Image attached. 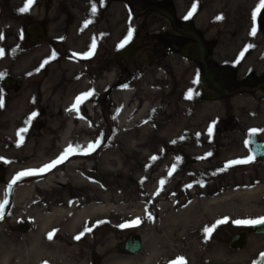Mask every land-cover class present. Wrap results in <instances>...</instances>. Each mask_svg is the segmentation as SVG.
<instances>
[{
	"label": "rangeland",
	"instance_id": "rangeland-1",
	"mask_svg": "<svg viewBox=\"0 0 264 264\" xmlns=\"http://www.w3.org/2000/svg\"><path fill=\"white\" fill-rule=\"evenodd\" d=\"M87 1L94 6L95 0H33L29 10L21 12L26 0H0V10H3L0 76L14 79L10 89H6L0 78L3 101L0 106V176L3 178L0 203L7 200L0 216V249L13 250L7 264H47L36 256L29 260L16 256L20 244L29 242V233L36 225L31 215L25 216L12 208L19 186L26 182L22 178L14 184L11 182L17 174L39 170L61 156L62 150L56 144L47 145L49 138L60 135L64 126V121H54L53 105L62 114L71 113L85 122L76 137H86L88 144L101 141L95 151L84 156V169L79 168L78 172L90 183H95L90 176L99 175L98 185L111 189L113 197L119 199L113 206L125 214L123 224L140 220L138 226L118 229L113 238L105 236L95 243L94 239L79 240L81 243L76 249L82 253H77L74 264H87L93 255L101 259L100 264H109L113 257L138 258L147 250L146 240L152 237L163 240L160 247L166 256L161 264H171L180 257L186 264H258L264 253V235H255L250 231L251 225H237L235 221L264 218V188L249 193L264 184V158L253 157L250 163L218 170L219 164L225 167L231 161L252 156L246 141L253 129L258 135H264V94L258 90L256 77L262 63L258 56L264 39V8H260L255 20L252 15L261 0H198L200 15L207 21L212 19L204 36L208 45L206 60L225 72L226 95L212 101L202 98L201 88L198 90L196 83L192 89L191 73L175 53L140 63L141 74L130 81L126 89L119 90L116 97L112 95L108 87L120 75L116 56L120 43L133 36L139 39L144 33L154 37L162 30L160 24L154 25L153 21L164 24L166 21L153 11L128 21L124 12L128 0L113 3L104 19L94 14L88 16ZM158 1L136 0L137 12ZM167 1H172L173 7L182 11L183 5L195 0ZM13 13L19 17L15 18ZM33 22L44 26V42L28 41L26 29ZM127 23L133 30H130L131 37ZM253 28L255 34H252ZM253 50L254 55L250 54ZM89 52L92 54L84 58ZM248 72L255 78L247 87L243 85V78ZM109 73L112 74L110 79L107 78ZM105 78L107 83L101 84ZM127 91L131 95L128 99L149 103L150 108L140 116L137 125L130 122L120 126L118 105L123 104L120 94ZM89 92L92 95L73 109L77 97ZM189 94L190 99L186 98ZM33 113L36 115L29 122ZM38 119H42V123ZM141 123L143 128H140ZM78 125H74L75 129ZM21 128H27V132L22 134L23 142L18 147L17 133ZM34 140L37 147H49L44 157L42 151L34 150L31 154L26 152V147L22 148L26 142ZM213 166H216L217 176L209 181L207 177ZM173 167L175 170L169 175ZM67 171L64 163H60L31 181H43L48 175ZM73 173L77 172L69 174ZM170 177L199 180L173 185ZM134 179L141 182L135 184ZM252 179L254 184H246ZM161 180L165 181L162 187ZM108 183L111 184L107 186ZM62 191L71 192V186H64ZM40 196L48 205L54 199L52 195ZM191 202H197L194 212L177 214ZM217 211L218 216L212 220V214ZM194 218L200 227L199 236L204 238L206 227L217 225V221L225 222L217 225L202 244L196 243L183 229L154 230L164 223L192 226ZM21 223H26L28 230L14 231ZM104 229L108 232V227ZM237 233H245L247 239L240 251L228 246ZM129 235H137L142 241L138 255L117 252V246ZM48 250L47 247L44 253L49 258L48 264H61L53 262ZM133 262L130 264H135Z\"/></svg>",
	"mask_w": 264,
	"mask_h": 264
},
{
	"label": "bare ground",
	"instance_id": "bare-ground-1",
	"mask_svg": "<svg viewBox=\"0 0 264 264\" xmlns=\"http://www.w3.org/2000/svg\"><path fill=\"white\" fill-rule=\"evenodd\" d=\"M111 75V73L107 74V78L110 79ZM107 78H105V81H102L101 84L107 83ZM109 86L108 90L114 87L112 84ZM118 91L119 90L113 89L111 93L112 95L115 94L116 97L117 93H120ZM122 93L123 94L120 95L123 104L121 106L118 105V108L120 109V126H125L130 122H135V125H137L138 119H141L140 116L148 111L150 105L146 102L128 99L131 96L129 91ZM52 109L54 121L56 123L64 121V126L60 135H55L49 138L47 145L50 147L56 144L57 148L62 150V153L70 144L73 147L79 145L82 149L86 148L88 145L86 137H76L79 128L84 127L85 122L79 120L78 117L71 113H68L67 115L62 114L57 110L56 105H53ZM41 120L42 119H38L40 123H42ZM75 124H79L76 129L74 126ZM141 127H144L142 123L140 124V128ZM148 135L149 133H147V136ZM25 147L26 152L31 154L42 151L43 157L49 152V147H37L36 140L31 141L29 144L26 142L22 148ZM84 156V154H75L68 157V159L63 162L65 169L68 170L66 173L60 175H48L46 179L38 182L31 181L36 179V175L24 176L21 179L26 183L19 186L12 208L13 210L20 211L25 216L31 215V220L36 226L34 230L29 233V242L27 244H20L18 254H16L18 259L26 258L29 260L33 256H36L41 260H45L44 262H48L47 259L49 258L45 257L46 255L44 254L48 247V253L53 262L57 261L61 264H74L73 260L77 258V253L80 255L82 253V251L77 252V249L79 248L78 246L81 243V241L78 242L79 240H83L84 238L88 240L94 239L93 243H95V240L105 236L107 238H113L118 229L121 228L120 226L123 225L125 214L118 212L116 207L113 206V204L119 199L113 197L111 189H107V187H103V185H98L100 183L99 180H101L99 175L95 177L90 176L89 179L95 181V183H90L86 180L83 173L78 172L79 168L84 169L85 164L82 161ZM219 165H221V168L218 171L227 170V168L222 167L224 164ZM214 167L216 166L211 167L209 176L207 177V180L209 181L217 176ZM70 172L77 173L69 174ZM188 180H190V182H198L199 179L194 178V181L191 178L180 180L175 177L171 178L169 181L174 185L178 182L186 183ZM250 181L252 182L246 184H254L253 179ZM140 182L141 180L134 179L135 184H139ZM110 184L111 183H108L107 186ZM113 184L115 185V183ZM66 185L71 186V192L62 191L63 187ZM262 188H264V184L254 187L249 193L252 194ZM43 194L52 195L54 197L49 205L46 203V200L40 196ZM196 203L197 202H193L187 208L178 211L177 214L182 216L188 212H194V210H196ZM218 213V211L214 212L211 219H216ZM195 221L196 218H194L192 226L182 223L179 227L168 224L167 226L164 225V223L159 226V228L156 227L154 230L157 232H163L165 229H170L172 231L183 229L185 233H189L194 238L196 243L202 244L205 242V238L199 236V233L201 232L200 227L195 224ZM106 227H108V232L104 229ZM49 233H53L52 239H48ZM77 236H80V239H75ZM161 241L163 240L160 239V237H152L148 241L146 240V242L149 243L147 250L138 258L113 257L110 259L109 264H130L133 261H135L133 262L135 264H161L163 261L162 259L166 256L161 251ZM12 251L13 250L10 247L6 250L0 249V264H7Z\"/></svg>",
	"mask_w": 264,
	"mask_h": 264
},
{
	"label": "flooded vegetation",
	"instance_id": "flooded-vegetation-1",
	"mask_svg": "<svg viewBox=\"0 0 264 264\" xmlns=\"http://www.w3.org/2000/svg\"><path fill=\"white\" fill-rule=\"evenodd\" d=\"M119 0H95V16L97 18H103L106 14V10L111 7L113 3H118ZM196 5L195 11L193 12V5ZM173 2L170 1L168 3L167 0H159L154 5L146 6L144 7L139 13L137 12V3L136 0H128L127 4L124 5V12L125 16H127L128 21L131 19H134L137 15H142V17L146 14V11H153L159 15V17L166 21V24L160 22L159 20H154L152 24L155 25V23L160 24V29L162 30L160 34H156L154 37H149L147 33H144L141 38L137 39L134 36L127 40H135L141 44L144 45L146 49H148L152 55L155 57H162V56H168L175 53L179 58L186 63L187 69L191 73L190 79L192 80V89L194 88V84L196 83L198 90H200V74L204 67L209 66H216L219 68L222 74L223 83H224V74L225 72L221 69V67H218L215 64H212L211 62H207L206 58L208 57V45L205 43V33L209 30V22L205 17H202L200 15L201 12V4L198 2V0H195L193 3H189L186 5H183L182 11L177 10L175 7H173ZM151 7L157 8L162 10L165 13H162L158 10H152ZM87 8V15L90 16L93 14L92 8L93 5L90 3V1H87L86 3ZM192 12L191 16H189V13ZM104 14V15H103ZM13 15L16 17H19V15ZM3 16V10H0V18L2 19ZM186 17H188L186 19ZM212 18V17H211ZM37 23V22H36ZM125 23V24H124ZM40 24V23H39ZM124 28L126 26V21L124 19L123 22ZM43 31L46 35V31L44 26L41 24ZM128 31L133 30L130 28L129 23H127ZM116 27V26H115ZM24 32V30H22ZM172 34V36L169 37V34ZM27 33V29H26ZM109 33V32H108ZM110 34V33H109ZM135 34V32H134ZM28 35V34H27ZM196 36H198L202 42L205 45V54L203 56V62L199 60L200 51L198 50V40L196 39ZM264 38V35H263ZM29 41V36H28ZM30 42V41H29ZM125 43V42H124ZM124 43H120L124 44ZM119 45V48H120ZM118 48V49H119ZM255 54L254 50L250 52V54ZM263 53V54H262ZM118 71L119 76L117 79H115L113 86L108 91L111 93V91L114 90H122L126 89V87L129 85V82L135 79L137 76L141 74V70L143 69L142 66H139L140 62L139 60L133 61L130 64H126L124 61H121L118 58ZM247 57V53L245 55V58ZM259 59L262 61L259 72L256 75L257 77V85L258 90L263 92L264 94V39L262 40V46H259ZM203 67V68H202ZM166 70H169L166 68ZM254 75L251 73H246V75L243 78V85L249 86L254 81ZM12 86V85H11ZM107 91V92H108ZM224 131V130H222ZM250 136V135H249ZM248 136V138H249ZM258 141L264 142V135H258ZM248 143V139H247ZM251 151V148H250ZM262 157L261 159H263ZM20 225H17L15 227L16 232H20L19 228ZM14 233V232H13ZM97 259L98 263H101V259L97 257L96 255H93V257L90 258V261H87V264H94V259ZM48 264V262H46Z\"/></svg>",
	"mask_w": 264,
	"mask_h": 264
},
{
	"label": "water",
	"instance_id": "water-1",
	"mask_svg": "<svg viewBox=\"0 0 264 264\" xmlns=\"http://www.w3.org/2000/svg\"><path fill=\"white\" fill-rule=\"evenodd\" d=\"M152 10H158L162 13V10L151 7ZM166 14V13H165ZM27 33L30 35L31 42H42L45 40L44 31L42 26L34 23L28 29ZM198 40V50L200 51L199 60L203 62V55L205 54V45L202 40L196 36ZM118 58L124 61L126 64H130L133 61L139 60L144 62H151L154 60V56L151 55L148 49L136 41H131L120 47L118 50ZM3 84L9 88L12 84L11 78H3ZM200 85L202 89V98L207 101L219 99L226 95L224 92L223 80L220 70L215 66L206 67L202 70L200 75ZM251 146V152L255 158H261L264 156V142H259L256 135H250L248 140ZM3 182L2 175L0 176V183ZM26 224H22L19 231H26ZM251 232L255 235H264V224L252 225ZM246 234L237 233L234 234L228 242L230 249L234 251H240L246 244ZM141 239L137 235H129L124 243H121L117 247L118 253L127 255H137L141 250ZM94 264H99L95 258ZM258 264H264V259H261Z\"/></svg>",
	"mask_w": 264,
	"mask_h": 264
},
{
	"label": "snow or ice",
	"instance_id": "snow-or-ice-1",
	"mask_svg": "<svg viewBox=\"0 0 264 264\" xmlns=\"http://www.w3.org/2000/svg\"><path fill=\"white\" fill-rule=\"evenodd\" d=\"M33 3V0H26L25 2V5L23 8L20 9L21 12H27L30 8V6L32 5ZM195 8H196V5L194 4L193 5V9L192 11L194 12L195 11ZM260 8H264V0H261V5L259 8H257L256 11L253 12V19L255 20L256 18V15H257V12H259ZM92 12L93 14H95L96 12V8L95 6H93L92 8ZM192 12L189 13V16H191ZM188 17H186L187 19ZM221 17H217V19H220ZM85 27H87V23L85 24ZM255 28H253L252 30V34H255ZM129 37H131V31L129 32ZM2 38V37H0ZM127 41H125L126 43ZM120 47H123V44L120 45ZM92 48L94 49L95 48V41H93V44H92ZM3 53L0 52V55H2ZM92 53L89 52L88 54H86L84 56V58H88V56H90ZM75 55V54H74ZM243 55V53H241V56ZM0 78H2V76H0ZM92 95L91 92L89 93H85L83 94L81 97H77L76 99V102L75 104L73 105V109H76L78 107V105L84 100L86 99L88 96ZM186 98H191V94H189ZM3 104V101H2V97H0V106H2ZM36 115V113H33L32 116L29 118V122L31 121L32 118H34ZM209 135L212 134V129L211 127L209 128ZM27 132V128H21L18 133H17V136L19 137V140H18V143H17V146L19 147L20 146V143L23 142V133ZM257 134V130L253 129L249 135H256ZM100 143L101 141L98 139L95 143H90L87 145L86 148H81L79 145L73 147L71 144L64 150V152L61 154V156L52 161L50 164H47L45 165L43 168L39 169V170H27V171H24V172H21L19 174H17V176L13 179V181L11 182V184H14L16 183L17 180L23 178L24 176H32V175H39V174H42L48 170H51L52 168L56 167L57 164H60V163H63L66 159H68V157L72 156V155H75V154H84V155H87V154H90L91 152L95 151L97 147L100 146ZM246 144H247V141H246ZM153 159H155V157H153ZM253 160V156L249 155L247 157V159L245 160H235V161H231L229 162L227 165H225V168L227 167H231L235 164H242V163H250L252 162ZM174 167L172 170H170L169 172V175L172 174V171H174ZM165 183L164 180H161L160 181V185L161 187L163 186V184ZM11 184L8 185V187L10 188L11 187ZM189 187H191V185H189ZM7 204V200H5L3 203H0V216H2V210L3 208L5 207V205ZM148 219L151 220L152 217L151 215H148ZM225 221H217V225H219L220 223H224ZM140 223V220L139 218H137L136 220L128 223V224H123L121 225L120 227L121 228H128V227H135V226H138ZM235 223L237 225H259V224H264V218H259V219H256V220H238V221H235ZM217 225H213L212 227H206L204 229V233H205V238H209L211 236V233L214 231L215 227ZM82 235V234H81ZM52 236H53V233H49L48 235V239H52ZM75 239H80V236H77L75 237ZM261 259H264V253L261 254ZM171 264H186L184 258L180 257V258H177L176 260L172 261Z\"/></svg>",
	"mask_w": 264,
	"mask_h": 264
}]
</instances>
